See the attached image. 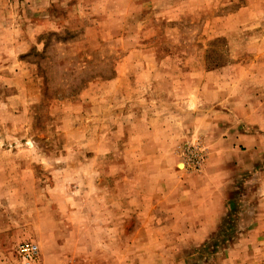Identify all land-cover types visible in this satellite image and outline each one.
<instances>
[{"label":"rangeland","instance_id":"rangeland-1","mask_svg":"<svg viewBox=\"0 0 264 264\" xmlns=\"http://www.w3.org/2000/svg\"><path fill=\"white\" fill-rule=\"evenodd\" d=\"M223 124L264 133V0H0V264H264L169 218Z\"/></svg>","mask_w":264,"mask_h":264},{"label":"crops","instance_id":"crops-1","mask_svg":"<svg viewBox=\"0 0 264 264\" xmlns=\"http://www.w3.org/2000/svg\"><path fill=\"white\" fill-rule=\"evenodd\" d=\"M223 125L221 137L215 142L221 149L212 151L205 169L197 174L179 175L178 185L173 189L175 196L170 199L171 224L192 227L185 235L191 241L206 240L219 226L238 224L244 229L238 232L240 236L235 242L264 243L261 212L264 202L257 203L259 194L264 201V133ZM248 195L256 200L252 201ZM236 211L240 213L239 220H236ZM226 239L225 236L222 240ZM240 248L231 247L230 257L241 252Z\"/></svg>","mask_w":264,"mask_h":264},{"label":"built area","instance_id":"built-area-1","mask_svg":"<svg viewBox=\"0 0 264 264\" xmlns=\"http://www.w3.org/2000/svg\"><path fill=\"white\" fill-rule=\"evenodd\" d=\"M18 264H42L40 246L32 240L22 241L16 248Z\"/></svg>","mask_w":264,"mask_h":264}]
</instances>
